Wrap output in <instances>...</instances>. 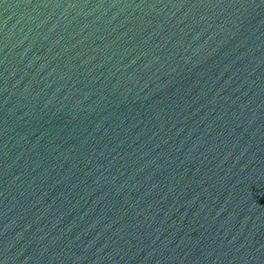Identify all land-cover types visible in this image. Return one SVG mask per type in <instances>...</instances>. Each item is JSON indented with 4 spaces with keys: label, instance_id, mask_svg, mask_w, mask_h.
Masks as SVG:
<instances>
[{
    "label": "water",
    "instance_id": "obj_1",
    "mask_svg": "<svg viewBox=\"0 0 264 264\" xmlns=\"http://www.w3.org/2000/svg\"><path fill=\"white\" fill-rule=\"evenodd\" d=\"M0 264H264V0H0Z\"/></svg>",
    "mask_w": 264,
    "mask_h": 264
}]
</instances>
